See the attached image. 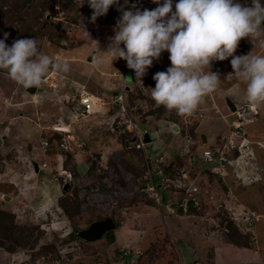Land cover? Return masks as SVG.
Here are the masks:
<instances>
[{"label":"rangeland","instance_id":"rangeland-1","mask_svg":"<svg viewBox=\"0 0 264 264\" xmlns=\"http://www.w3.org/2000/svg\"><path fill=\"white\" fill-rule=\"evenodd\" d=\"M144 1L146 6H136L131 11L158 7L153 0ZM239 2L247 6L252 4V0ZM260 2L264 5V0ZM82 3L83 0H77L69 11L56 13L52 30L60 24L58 35L37 39L41 54L69 65L67 72H48L55 77L53 85H41L35 94H30L13 81L6 70L0 71V264H58L55 259L59 252L65 264H127L129 259L122 258L124 248L142 257L153 243L161 255L150 260V264H181L180 250L187 246L198 255L197 264H211L214 246L216 259L221 264H264V142L255 139L256 136L264 137V105L252 109L246 107L245 112L242 111L243 106L250 105L245 96L246 84L231 74V57L220 61L222 71H215L214 64L211 65V71L218 73L221 81L217 90L207 95L195 112L202 119L196 126L198 134L195 138L188 132L190 123L185 116L172 111L176 120L166 117L169 113L157 119L148 113L152 105L144 99L139 101V97H134L130 105L127 97L132 98L134 92L141 91L138 82L135 87V75L133 83L129 84L132 87L128 92L130 95L123 93L128 110L125 116L115 100L116 94L121 92L120 73H113L123 72L121 65L125 60H113L114 52L108 51L110 42L97 54L99 63L92 65L87 61L95 43L104 40L102 35H115L112 6L101 20L91 23L93 10L87 0ZM163 3L164 0H160V5ZM176 3L178 0H172L173 12ZM261 40L264 36L253 43L250 38H242L234 55H264ZM120 46L124 47L123 44ZM157 61L154 60L152 66ZM167 67L164 65V69ZM128 73L129 69L125 73L126 81ZM83 96H90L95 102V110L87 115L77 111V107L75 109L76 99ZM230 99L240 106L242 119L232 113ZM214 106L226 115L223 119L218 117L220 113L213 109ZM208 107L211 109L207 110ZM142 114H146L145 121L153 116L147 125L152 141L137 148L139 141L133 132L131 137L124 139L127 142L124 145L119 136L122 129L130 130L128 116L142 130V126L146 128L145 123L138 125L136 120L142 118ZM55 125L66 127L70 133L56 134L52 129ZM230 125L233 128L230 129ZM209 128L211 133L218 130L221 134L215 150L210 145L199 146L195 142L204 132L202 130ZM247 131L252 134L245 136ZM53 135L55 139L51 137ZM231 137L237 146L244 145L241 150L237 147L227 151L222 170L213 172V165L202 159L204 151L212 149L217 156V149L223 150ZM47 140L56 141V145L60 142L62 152L66 151L61 146L64 142L69 153L53 158V152L46 153L48 150L43 147ZM173 154L186 167L185 187L186 184L190 187L183 192L178 189L179 181L170 179L163 169L169 164L175 165L176 160L172 163L171 158ZM189 155L195 157L193 163ZM147 159L151 162L149 166ZM89 160L96 161L94 169H89L92 163ZM34 162H38V169ZM105 170L109 173L102 176ZM63 171L72 176L67 192L64 190L65 178L58 175ZM78 171L83 174L78 175ZM149 175L159 182L162 194L165 191L169 202L180 197L185 201L189 197L184 195L195 194L192 198L196 201L204 199L207 211L200 215L180 214L174 210L168 213L166 207H162L163 216H159L157 202L141 192ZM198 187L201 196L193 192ZM74 190L77 200L68 197ZM212 195L217 199L213 203L210 201ZM5 196L10 198L5 200ZM60 201L71 205L82 203L84 213L78 219L80 226L107 215L120 219V226L110 237L111 246L108 238L95 243L77 239L65 242L71 222L63 216ZM244 208L251 213H244ZM219 213L243 223L239 227L251 239L252 249L237 248L228 242L226 234L229 230L217 220ZM253 213L261 218L246 221V214L251 216ZM159 228L162 233H157ZM211 229L215 231L211 232ZM199 247L203 251L196 252ZM172 251L175 259L169 263ZM185 256L189 257L186 253ZM134 259L129 264L141 262V259ZM188 260L184 263L191 264ZM142 261V264H148L145 257Z\"/></svg>","mask_w":264,"mask_h":264},{"label":"clouds","instance_id":"clouds-1","mask_svg":"<svg viewBox=\"0 0 264 264\" xmlns=\"http://www.w3.org/2000/svg\"><path fill=\"white\" fill-rule=\"evenodd\" d=\"M87 2L93 10L91 23L106 15L112 6L116 28L115 35L110 37L108 51L114 52L113 60H126L127 67L135 71L136 82L142 83L147 70L154 60L160 59L163 51L170 53L171 67L166 72H157L153 76L156 85L152 88L151 96L158 107L175 110L180 116L194 115L205 97L216 91L220 84L218 73L211 71L212 62L220 63L229 57L233 68L231 74L246 84L247 102L257 108L264 105V55H234L242 38H250L253 43L264 36V5L260 0H252L251 6L242 4L239 0H178L174 12L172 0H164L162 5L160 0H153L158 4L154 10L137 9L135 12L131 11L132 8L146 1L141 0L138 5L132 6L129 0V10H125L122 5L118 8V11H122L118 21L114 4H118L119 0ZM146 5L147 2L144 6ZM81 23L83 25L82 20ZM7 36L5 33V39L0 40V69L6 70L9 77L25 89L34 86L38 90L50 70L69 71L66 62H57L55 58L41 54L35 38L16 39L9 46L5 43ZM260 43L264 47V40ZM219 71H222V66ZM76 100L79 101L80 98ZM77 105L75 104V109L79 107ZM52 129L56 134L70 133L66 127L55 125ZM147 130L150 134V130ZM46 142L43 147L47 151L51 144L48 140ZM147 163L150 165L148 159ZM185 170L186 168H182L180 172L187 179ZM212 170L214 172L213 167ZM153 180L160 193L159 203L146 191L147 179L141 192L157 202L159 216H163L162 207H166L168 213L170 210L180 212L184 202V211L187 210L188 199L169 202L165 191L162 194L159 182L154 177ZM181 182L183 181L178 182V187H181ZM193 192H200V188H194ZM191 196L195 194L189 197ZM125 249L122 250V258L126 261L131 251Z\"/></svg>","mask_w":264,"mask_h":264},{"label":"trees","instance_id":"trees-1","mask_svg":"<svg viewBox=\"0 0 264 264\" xmlns=\"http://www.w3.org/2000/svg\"><path fill=\"white\" fill-rule=\"evenodd\" d=\"M76 2H77V0H0V40L5 39V33H7L8 36H7V39L5 40V43L7 45L11 46L13 41L16 39L35 38L37 40V39H41V38L43 39L46 36H49V38H50V37H53L54 35H58V30H59L60 24L57 25L56 29L52 30L53 18L55 17V15L58 11H65V12L69 11L71 9V7ZM1 70L2 69H0V71ZM157 72L158 71L155 70L153 67H150L147 70L146 75L143 77L144 79H146L147 84L150 88L151 87L155 88L156 81L153 79V76ZM134 93L135 94L133 95V97L130 98V96H129L130 94L128 92H126V94L129 96V97H127V99L130 100V105H131V100L133 101L135 98L139 97V99H140L139 101H142V99H144L147 103L149 102V104L152 105V107H150V109L148 110V113L150 112V114L155 116L157 119H159L163 115L169 113L171 116L166 115V117H169L171 120H176V117H174L172 110L169 111V110L165 109L163 106L158 107L156 105L155 101L152 99L151 93H143L142 90L139 92H134ZM138 108H141V106ZM130 109H131L130 112H132V109H134V108L132 107ZM117 110H118V108H117ZM140 112H141V109H140ZM139 114H141V113H139ZM140 116L142 118H140L139 120L136 119L138 121V123L139 124L145 123L146 114H142ZM201 122H202V119L199 116H197L194 123L192 122L189 124L188 132H189V134L193 135L194 138L198 134V132L195 130V129H197L196 126L198 127V124L200 125ZM183 127H182V131H185ZM122 130H121L122 133L119 136V141L121 143L124 142L123 144L126 145L127 142H125L124 139L126 137H131L133 135L134 130H126V129H122ZM249 133H251V132H248V131L245 132V136L246 135L250 136ZM53 137H54L53 139H55V136H53ZM51 140H49L51 143V148H49L46 153H52L53 152V154H51V156H53V158L58 154L61 157V155L65 156V154L67 155L69 153L68 152L69 149L66 151H63V152L61 151V149L59 148L60 142L58 143V145H56L55 144L56 141L51 142ZM53 145H55V146H53ZM60 151L62 153H60ZM133 151H135V150H133ZM64 152H66V153H64ZM235 154H236V151H235ZM177 157L178 156L175 157L176 163L174 166L170 167V164H169L166 167H163V169L165 170V174L168 177H170V179L177 180L179 182H180V180H182L184 183V182H186V179H184L182 177L180 170L182 168H186V167L182 166L183 164L180 162V158H177ZM91 161H92V163L89 165V169L90 168L94 169V167L96 166V161L95 160H91ZM91 161L89 160V163ZM150 165H151V162H150ZM176 167L178 168V170H174ZM89 171L91 172V170H89ZM108 173H109V171L105 170V173L102 174V176H105ZM77 174L81 175L83 173L78 171ZM93 175L97 176L95 174H93ZM178 178H180V179L178 180ZM184 187L185 186H183L182 189ZM178 189L180 190V187ZM199 194H200V192L196 193L197 196H201V194L200 195ZM202 194H204V193H202ZM68 197H70V198L73 197V199L75 198V200H77L76 199L77 194H76L75 190L73 192V195H71V196L69 195ZM192 197H194V196H191L188 198V205H187L186 211H184V207H180V209H179L180 214L185 212L187 214L196 213V214L200 215V214H203V212L207 211V207H206L207 203L204 202V199H202L203 201L202 200L196 201ZM214 199H216V197L215 196L213 197V195H212V197L210 198V201L213 203ZM182 200L183 199H180V202ZM60 206L63 208V216L67 217L70 220L71 227H73V229H74V227L79 226V220L78 219H80L84 213V208L82 207V203L78 202V203H73V205H71L68 202H65V201L61 202L60 201ZM122 214H123V211H122ZM217 220L221 222V225H224L229 230V232L227 231V234H226L228 237V242H230L231 244H233L235 246H240V247H251L252 246L251 239H249L248 236H246L244 234V232L241 231V229L239 227V222L235 221L234 218L226 216V215H224V213H219L217 216ZM119 221H121V220L119 219ZM119 221L117 222V227L120 226L119 224L121 222H119ZM71 229L72 228H70V232L65 236V239H64L65 242H71V241L75 240L74 237H72L73 238L72 240L69 237V235L73 236V234L71 233ZM215 229H211V232L215 231ZM157 233H162V229L161 228L157 229ZM4 237H6V236H4ZM157 247L158 246H156V244L153 243V247L151 249L149 248V249L145 250V252L143 253V256L142 257L140 256L138 258V259H141V262H139L138 264L143 263L142 259L144 257H145L146 262L148 260V264H150V260H154L156 257H160L161 251ZM57 254H58L56 256L57 259H55L56 263L65 264V259L63 258L62 254L60 252ZM172 255L173 256L169 260V263H171V261L173 259H175V253L173 251H172ZM170 256H171V254H170ZM66 264H67V262H66Z\"/></svg>","mask_w":264,"mask_h":264},{"label":"built area","instance_id":"built-area-1","mask_svg":"<svg viewBox=\"0 0 264 264\" xmlns=\"http://www.w3.org/2000/svg\"><path fill=\"white\" fill-rule=\"evenodd\" d=\"M145 4H146V2H141L140 6H144ZM121 5L123 6V8L125 10H129L128 9L129 0H119L118 4H114L115 10H116V15H117V21L122 16V11H118V8H120ZM212 63L214 64L215 70L218 72L221 69V65H220L219 61H213ZM54 81H55V77L52 76V74L48 73L44 77V83H42V85L43 84L53 85ZM140 84H141V90L144 92L146 89L145 88L146 80L142 79V83H140ZM124 89H125V87H121V89H120L121 92L116 94L115 100L118 104V107L121 108V110L124 112L125 116H127L128 110H127V107L125 105V98L123 95V93L125 92ZM77 104L79 105V107H77V110L84 115H87L89 112L95 110V103L89 96H83L82 98H80L79 101H77ZM246 107L247 108L249 107V109H250V107H251V109L254 108V106H252V105L243 106L242 107L243 112H245ZM236 114H237L239 119L243 118V114H242V112H240V106L238 107ZM128 122H129L128 128H130V130H134V134L138 137L137 138L135 136L137 138V142L139 141V143H137L136 147L137 148L144 147L147 143L145 142V140L143 138L144 134H143L142 130L135 124L134 120L130 116H128ZM61 145L65 150L68 149V147H66V144L64 142H62ZM243 145L244 144L242 143V144H240V146H237L236 143L234 142V138L231 137L230 140H228V142L225 143L223 150H220V152H219V149H217V153H218L217 156L215 155V153L212 149H209V150L204 151V157L202 159H204V161H207V162L213 164L214 171H217L216 169L222 170L221 167H223L225 165V162H226V157H224L225 153L227 151H232L233 149H236L237 147H239L238 149L241 150V147ZM215 156H216V158H215ZM215 164L216 165L218 164V165L216 166ZM147 166H149L148 163H147ZM184 176H186V174H184ZM146 179H147L146 191H148L150 196L153 197L159 203L160 193L156 191L158 189L154 183L153 177H151V175H149V176H146ZM181 205H183L185 207L186 203L184 202ZM255 218H258V216L255 215V213H253L251 216L248 215L246 217V220H253Z\"/></svg>","mask_w":264,"mask_h":264},{"label":"water","instance_id":"water-1","mask_svg":"<svg viewBox=\"0 0 264 264\" xmlns=\"http://www.w3.org/2000/svg\"><path fill=\"white\" fill-rule=\"evenodd\" d=\"M140 1L141 0H130V4L132 6L138 5L140 3ZM107 43H108L107 40L97 41L94 45L95 49L92 51L91 55L87 58V61L91 64L96 65L97 54L99 53L100 49L103 48ZM124 78H125V76H124ZM26 91L30 94H35L37 91V88L33 86V87L26 89ZM229 106H230L232 112L236 111L237 106L232 100H230ZM142 130L144 133V139L149 144L152 141V138H151L147 128L142 126ZM209 132H212V130H210ZM207 135H208L207 132L200 133L199 138H197L196 144H198L200 142V140L202 138L204 139ZM202 144L210 145V143L204 142V141L202 142ZM192 158H193V155H191V161H192ZM172 163H174V162H172ZM34 166H36V169H38V163L37 162H34ZM170 167H171V165H170ZM58 175L65 178L64 190L66 192L69 191L70 190V183H71V179H72L71 173H69L67 171H63V172H60ZM5 197H6L5 200H8L10 198V196H5ZM115 228H116V223L114 222V219L112 217H107L105 219L95 220L84 228L75 229L72 237H74L75 239L79 238L80 240H82L84 242L97 241V240L102 239L103 236L107 232L112 231Z\"/></svg>","mask_w":264,"mask_h":264},{"label":"crops","instance_id":"crops-1","mask_svg":"<svg viewBox=\"0 0 264 264\" xmlns=\"http://www.w3.org/2000/svg\"><path fill=\"white\" fill-rule=\"evenodd\" d=\"M100 20H101V17H100ZM102 38L104 39V40H108L109 42L108 43H110L111 41H110V37H104L103 35H102ZM169 55H170V53L168 52V51H163L162 53H161V57H160V59L156 62V63H154V66H152L155 70H157V71H159V72H161V71H164V72H166L167 71V69L169 68V67H171V61H170V59H169ZM164 65L165 66H169V67H167L166 69H164ZM122 66V70H123V72H118V71H113V73H115V72H117V73H115V74H119V76L118 77H120L121 78V87H125V92H130L131 90V86H129V84H132L133 83V79H134V77H133V75H135V71L133 70V69H130V68H128L127 67V62H126V60L123 62V64L121 65ZM120 66V67H121ZM118 67H119V65H118ZM129 69V79L126 81V79H124V76H127V75H125V73L127 72V70ZM127 78V77H126ZM146 80V79H145ZM138 86H140L141 87V84L139 83L138 84ZM135 87H137V82H136V85H135ZM145 91L143 92V93H151V91H152V88H154V87H149L148 86V84H147V81H146V84H145ZM231 100V99H230ZM237 106V105H236ZM208 109H211V107H208L207 108V110ZM213 109H215L216 110V112H218V113H220L219 114V116L218 117H220V118H222L223 119V117H225L226 115L225 114H223L222 115V113L221 112H219V109L216 107V106H214L213 107ZM174 113L176 112L175 110H172ZM209 112H211V111H209ZM177 113V112H176ZM197 116H199L200 117V114H198V113H196V114H194L192 117H190V116H185V119L188 121V123H192L193 121H195V117H197ZM201 116H203V115H201ZM153 117V116H152ZM152 117H150L149 116V119L150 118H152ZM201 118V117H200ZM203 118H206L205 116H203ZM148 119V120H149ZM145 121V126L148 128V124L150 123L149 121ZM153 121V120H152ZM153 124H155L154 122H153ZM149 129V128H148ZM158 132H159V130L158 129H156ZM255 139H256V141H262V142H264V137H261V138H257V136L255 137ZM195 161V157H193L192 158V163ZM187 180V179H186ZM183 185L185 186V183H183V182H181V187H183ZM181 187H180V191H186V190H188V188L190 187L189 185H187L186 184V187L185 188H183V189H181ZM185 197L186 196H190V195H184ZM183 197H180V199H182ZM232 203V202H231ZM240 203V202H239ZM240 204H242V203H240ZM244 213H249V212H251V211H249V209L248 208H244V211H243ZM261 214V213H260ZM262 215V214H261ZM259 218H261V216L260 217H258L257 219H259ZM256 219V220H257ZM255 220V219H254ZM239 222V221H238ZM243 225V223L240 221L239 222V226H242ZM200 244H205V242L204 241H200ZM218 245V244H217ZM233 245V244H232ZM186 246V245H185ZM234 247H237V248H242V249H250V247H240V246H235V245H233ZM210 248V247H209ZM193 248L191 247V246H187V247H183V249L181 248V250H180V261H181V264H188V263H184V260L185 259H189L188 261H189V263H191V264H197L198 263V261H197V259L196 258H198V255H196L195 254V252H193L194 250H192ZM251 249H252V247H251ZM216 246H214V248H213V253H212V258H211V264H221L220 263V261L219 260H217L216 259ZM199 251H203V249L202 248H197V251L196 252H199ZM185 253H186V255H188L189 257H186L185 256ZM184 255V256H183ZM184 258H183V257ZM216 259V260H215ZM183 260V261H182ZM215 260V261H214ZM205 264V263H204Z\"/></svg>","mask_w":264,"mask_h":264},{"label":"flooded vegetation","instance_id":"flooded-vegetation-1","mask_svg":"<svg viewBox=\"0 0 264 264\" xmlns=\"http://www.w3.org/2000/svg\"><path fill=\"white\" fill-rule=\"evenodd\" d=\"M238 108V107H237ZM237 108H236V111H237ZM236 111H233L232 113H236ZM235 122V121H234ZM233 122V123H234ZM231 128H233L231 125H230V129ZM211 130V128H209V129H203L202 131H204V132H207L208 133V135L203 139H201L200 140V142H199V146H201V144H202V142L204 141V142H208V143H210V146H211V148H215V145H216V142L218 141V140H220V138H221V134L219 133L218 134V130H214L213 131V133H211V132H209ZM217 134V136L216 137H214L213 135L214 134ZM197 138H199V137H197ZM247 138V137H246ZM246 138H244V139H246ZM196 141H197V139H195ZM247 140V139H246ZM195 141V142H196ZM214 142V143H213ZM248 142H253V141H248ZM205 146H209V145H205ZM215 150V149H214ZM190 154V153H189ZM190 157H188V158H190L191 159V155H189ZM175 157H176V155L175 154H173L172 155V157L171 158H173V162H175ZM63 168H65V167H63ZM64 179L62 178V181H63ZM64 182V181H63ZM107 217H112L113 219H114V222L116 223V227H117V222L119 221V220H117V218L115 217V216H112V215H107V216H105V217H98V218H95L94 220H92V221H95V220H100V219H105V218H107ZM91 223V222H90ZM90 223H88V224H86L85 226L83 225V226H77V227H74V229H73V227H71L72 229H71V233L73 234L74 233V231H75V229H77V228H84V227H86L87 225H89ZM116 229V228H115ZM114 229V230H115ZM114 230H112V231H109V232H107L104 236H103V238L102 239H100V240H97V241H92V243H95V242H101L102 240H104V239H106V238H108L107 240L109 241V243H110V246H111V241H110V237L111 236H113L114 235V233H113V231ZM69 237H70V239H73L72 238V236L71 235H69ZM77 240H79V241H82V240H80L79 238L77 239ZM134 257H136L137 259L140 257V255H138V256H135V254H132V252L131 253H129V261H128V263L127 264H129L130 262H134L135 261V259H134Z\"/></svg>","mask_w":264,"mask_h":264}]
</instances>
